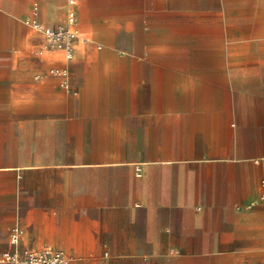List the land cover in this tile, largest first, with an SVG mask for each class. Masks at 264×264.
I'll use <instances>...</instances> for the list:
<instances>
[{
    "label": "crops",
    "instance_id": "1",
    "mask_svg": "<svg viewBox=\"0 0 264 264\" xmlns=\"http://www.w3.org/2000/svg\"><path fill=\"white\" fill-rule=\"evenodd\" d=\"M0 5L5 9L3 2ZM67 7L57 0H43L40 18L58 22ZM73 8L76 17L86 21L85 8L78 4ZM95 39L104 43L100 36ZM42 58L67 61L57 51L45 52ZM208 69L201 72L207 75L194 78L229 79L223 67ZM94 70L101 74L96 80L114 81L109 76L116 71L113 67L101 65ZM38 72L34 64L0 66L4 115L15 105L38 104L53 87L56 79L39 78ZM126 72L130 73L126 81L148 84L150 95L95 100L125 107L85 115L104 122L105 134L91 144L93 149H80L98 154L96 160L83 164L88 167L68 162L33 168L58 178L32 179L28 204L21 200L16 207L14 222L24 230L21 244L61 249L68 257L66 264H166L174 259L173 250H203L195 253L193 262L214 264L207 255L214 250L239 255L243 249L264 248L261 123L253 114L232 107L227 97L183 96L192 70L154 65ZM88 78L86 73L85 81ZM1 168L12 175L23 169L15 164ZM81 169L92 174L77 175ZM10 222L0 219L5 226ZM5 239L0 230V253L9 248L8 232Z\"/></svg>",
    "mask_w": 264,
    "mask_h": 264
},
{
    "label": "rangeland",
    "instance_id": "2",
    "mask_svg": "<svg viewBox=\"0 0 264 264\" xmlns=\"http://www.w3.org/2000/svg\"><path fill=\"white\" fill-rule=\"evenodd\" d=\"M42 1L0 0L5 7H0V66L34 64L39 68L35 74L39 78L56 79L38 104L15 105L5 110V115L0 108V215L12 219L6 226L0 224L5 241L11 227L24 233L14 222L15 210L21 200L23 205L28 204L32 179L58 178L53 172L36 173L33 168L68 162H80L77 167L85 168L88 165L84 163L98 157L95 152L84 151L104 138V122L88 120L85 115L113 112L125 105H100L95 100L150 95L148 84L126 81L130 75L126 70L175 66L192 70L194 78L207 75L201 72L210 67L215 71L223 67L228 80L190 78L182 95L229 98L232 107L253 114L261 123L264 148V0H74V5L85 8L86 21L75 15V37L55 47L47 44L44 29L53 27L64 33L69 27L67 14L64 9L60 21H43ZM57 1L62 7L68 5L67 0ZM98 36L103 44L95 39ZM52 49L67 51L71 56L66 63L44 61L42 55ZM101 65L116 70L109 74L114 81L96 80L101 74L94 69ZM96 124L100 126L97 130ZM9 164L23 169H16L17 174L12 175L11 170L1 168ZM89 171L81 169L76 174H92ZM260 197L264 201V175ZM201 251L173 250L174 259L166 264H195L191 258ZM228 251L214 250L207 255L213 257L214 264H264V248L243 249L239 255Z\"/></svg>",
    "mask_w": 264,
    "mask_h": 264
},
{
    "label": "built area",
    "instance_id": "3",
    "mask_svg": "<svg viewBox=\"0 0 264 264\" xmlns=\"http://www.w3.org/2000/svg\"><path fill=\"white\" fill-rule=\"evenodd\" d=\"M66 18L69 27L63 33L61 30L53 27H46L44 33L47 37V44L51 47L60 45V43L68 44L77 33L73 28L75 12L72 8L74 0H67ZM70 55V53H68ZM136 175L140 174V168H135ZM22 229L11 227L8 232L9 248L0 253V262L7 264H61L64 258V252L61 249L50 246H42L40 248H31L21 244Z\"/></svg>",
    "mask_w": 264,
    "mask_h": 264
},
{
    "label": "bare ground",
    "instance_id": "4",
    "mask_svg": "<svg viewBox=\"0 0 264 264\" xmlns=\"http://www.w3.org/2000/svg\"><path fill=\"white\" fill-rule=\"evenodd\" d=\"M73 8V7H72ZM74 9V8H73ZM75 12V11H74ZM52 51H57V52H61L62 54H63V56L67 59L68 57H70L71 55H68V52L67 51H61L60 49H52V50H48V51H46V52H52ZM45 53V52H44ZM61 70H63V69H61ZM60 70V71H61ZM65 70V69H64ZM57 71H59V70H57ZM59 71V73H61ZM57 73V72H56ZM251 203V202H250ZM68 261V257L64 254V258H63V260H62V262H61V264H66V262Z\"/></svg>",
    "mask_w": 264,
    "mask_h": 264
}]
</instances>
